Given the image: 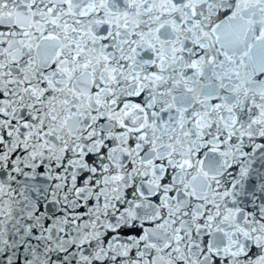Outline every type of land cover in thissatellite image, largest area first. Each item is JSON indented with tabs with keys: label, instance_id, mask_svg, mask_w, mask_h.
<instances>
[{
	"label": "snow or ice",
	"instance_id": "1",
	"mask_svg": "<svg viewBox=\"0 0 264 264\" xmlns=\"http://www.w3.org/2000/svg\"><path fill=\"white\" fill-rule=\"evenodd\" d=\"M0 264H264V0H0Z\"/></svg>",
	"mask_w": 264,
	"mask_h": 264
}]
</instances>
